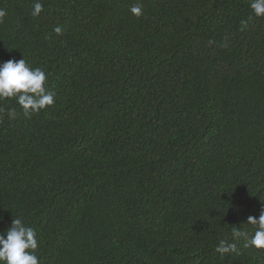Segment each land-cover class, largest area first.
<instances>
[{
	"label": "trees",
	"instance_id": "1",
	"mask_svg": "<svg viewBox=\"0 0 264 264\" xmlns=\"http://www.w3.org/2000/svg\"><path fill=\"white\" fill-rule=\"evenodd\" d=\"M35 2L0 0V63L43 68L57 95L30 118L0 101V234L34 228L40 264H264L243 240L215 251L264 208L250 0Z\"/></svg>",
	"mask_w": 264,
	"mask_h": 264
},
{
	"label": "clouds",
	"instance_id": "2",
	"mask_svg": "<svg viewBox=\"0 0 264 264\" xmlns=\"http://www.w3.org/2000/svg\"><path fill=\"white\" fill-rule=\"evenodd\" d=\"M252 10L248 20L255 17H264V0H250ZM43 5L35 2L33 15H38ZM133 15L142 14V6L137 3L130 8ZM6 12L0 9V20ZM241 31L247 27L248 21H241ZM57 35H62L63 30L57 26L53 29ZM48 74L43 68H33L22 58L20 60H8L0 63V101L6 98H15L21 106L23 115L30 118L33 113H39L49 106H53L57 93L49 91L46 87ZM8 117L16 119L17 110H8ZM247 224L254 227V232L249 233L241 228H233L231 241L221 239L215 251L221 255L237 252L236 241L243 240L244 247H253L264 250V208L261 209L259 217L249 216ZM39 247L37 232L34 228L26 226L24 222L16 218L6 233L0 234V264H40L36 254Z\"/></svg>",
	"mask_w": 264,
	"mask_h": 264
}]
</instances>
